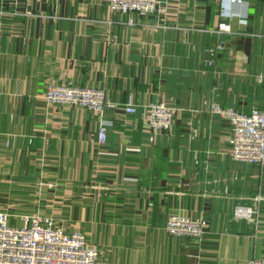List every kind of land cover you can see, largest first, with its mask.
Returning a JSON list of instances; mask_svg holds the SVG:
<instances>
[{"label": "crops", "instance_id": "crops-1", "mask_svg": "<svg viewBox=\"0 0 264 264\" xmlns=\"http://www.w3.org/2000/svg\"><path fill=\"white\" fill-rule=\"evenodd\" d=\"M161 2L165 14L137 16L107 0H0V195L13 206L0 210L80 232L101 264L264 261V168L230 157L233 129L210 111L264 108V0ZM52 83L103 89L116 108L48 105ZM129 98L175 107L170 130L126 114ZM174 214L205 220L202 237L167 235Z\"/></svg>", "mask_w": 264, "mask_h": 264}, {"label": "built area", "instance_id": "built-area-1", "mask_svg": "<svg viewBox=\"0 0 264 264\" xmlns=\"http://www.w3.org/2000/svg\"><path fill=\"white\" fill-rule=\"evenodd\" d=\"M223 3L240 4L242 0H221ZM109 10L137 16L163 15L166 7L161 0H107ZM221 17L231 14L222 5ZM230 25L220 22L214 33H230ZM207 52L212 56L213 50ZM212 60L207 65L212 66ZM44 100L53 106H70L86 109L101 118L107 109L116 105L107 99L103 89L66 84H49ZM128 115L138 114L154 133L169 131L177 109L165 103H152L138 109L129 98L123 106ZM210 111L225 119L233 129L230 157L264 168V108L248 113L212 105ZM107 139V123L101 121L97 141ZM252 211L239 207L237 217L248 218ZM13 219L14 223H11ZM206 221L184 215H170L164 225L167 235L177 238L199 239L205 232ZM0 264H101L99 253L91 247L80 232L66 233L53 218L37 214L11 215L0 210ZM246 264H264L263 260L250 259Z\"/></svg>", "mask_w": 264, "mask_h": 264}, {"label": "rangeland", "instance_id": "rangeland-1", "mask_svg": "<svg viewBox=\"0 0 264 264\" xmlns=\"http://www.w3.org/2000/svg\"><path fill=\"white\" fill-rule=\"evenodd\" d=\"M4 197V198H3ZM8 197H11V196H7V195H0V204H7V205H9V207L10 208H12L13 206H12V204L10 203V202H12L11 200H10V198H9V200H7L8 199ZM2 200V201H1ZM8 207V208H9ZM14 224H17V225H19V223L17 222V223H14Z\"/></svg>", "mask_w": 264, "mask_h": 264}, {"label": "trees", "instance_id": "trees-1", "mask_svg": "<svg viewBox=\"0 0 264 264\" xmlns=\"http://www.w3.org/2000/svg\"><path fill=\"white\" fill-rule=\"evenodd\" d=\"M169 106V105H168ZM175 108V107H174Z\"/></svg>", "mask_w": 264, "mask_h": 264}]
</instances>
